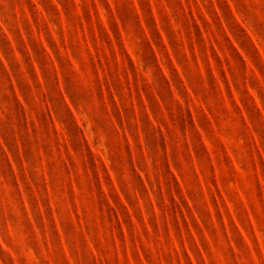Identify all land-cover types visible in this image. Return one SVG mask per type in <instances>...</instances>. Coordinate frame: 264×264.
Here are the masks:
<instances>
[{
    "label": "rangeland",
    "instance_id": "rangeland-1",
    "mask_svg": "<svg viewBox=\"0 0 264 264\" xmlns=\"http://www.w3.org/2000/svg\"><path fill=\"white\" fill-rule=\"evenodd\" d=\"M0 264H264V0H0Z\"/></svg>",
    "mask_w": 264,
    "mask_h": 264
}]
</instances>
